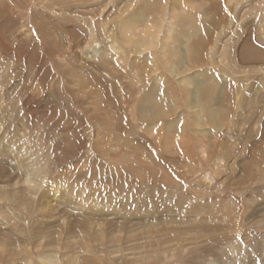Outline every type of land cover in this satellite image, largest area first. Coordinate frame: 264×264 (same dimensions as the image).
Returning <instances> with one entry per match:
<instances>
[{"label": "rangeland", "instance_id": "rangeland-1", "mask_svg": "<svg viewBox=\"0 0 264 264\" xmlns=\"http://www.w3.org/2000/svg\"><path fill=\"white\" fill-rule=\"evenodd\" d=\"M148 1L177 56L120 42L140 0H0V264H264V0Z\"/></svg>", "mask_w": 264, "mask_h": 264}, {"label": "bare ground", "instance_id": "bare-ground-1", "mask_svg": "<svg viewBox=\"0 0 264 264\" xmlns=\"http://www.w3.org/2000/svg\"><path fill=\"white\" fill-rule=\"evenodd\" d=\"M50 1V0H49ZM134 2V1H133ZM131 2V3H133ZM194 2L201 4V2H198V0H194ZM130 3V4H131ZM161 3V2H160ZM177 2H172V6L169 8V11H167L164 15V22L162 24L157 23V28H155L156 23L151 20V15H148V12H151V5L152 2L148 0H140V4H135L138 5L137 9L131 12L130 14L127 15L124 19H122L120 23V32H121V43L124 44L125 46H129L134 49L138 54L143 52L144 46H154L157 45V38H161L159 41H161V54L164 59H168V57H174L177 56V51L174 50L171 45H172V35L176 31L177 27L182 26L183 24H186L189 19L187 17L188 14H182L181 9L177 6ZM127 5V6H130ZM181 4V3H180ZM155 5V3H154ZM153 6V5H152ZM166 6V5H165ZM168 6V5H167ZM132 7V6H131ZM154 8V7H153ZM195 9V7H194ZM157 10V9H156ZM193 12V6L192 9L190 10ZM145 14H147L145 16ZM160 18V17H159ZM162 18V17H161ZM147 19H149L147 21ZM163 19V18H162ZM69 21V20H68ZM71 22V21H70ZM165 28V32L160 31L159 29ZM71 34V33H70ZM120 37V36H119ZM186 38V37H185ZM105 39V38H104ZM89 45L87 48L89 49L88 54L91 55V59L97 60L99 58H103L107 55L105 48H106V41H105V46L104 48H99V45H97L96 41L98 40L97 32H92L89 38ZM184 42V49L182 50L184 52V58H182V62L184 66H186L187 70H190L189 68L192 66L193 68H199L203 66V63L200 61V53L199 52V46L203 45L201 41H196V42H190V38L187 37ZM112 42H110L111 44ZM109 44V43H108ZM248 46V45H247ZM95 47V48H93ZM250 47V45H249ZM112 52L113 55L118 56V50L123 53V50L121 48V45L118 41H115L112 44ZM154 48V47H153ZM246 48V47H245ZM87 49V50H88ZM118 49V50H117ZM252 52V51H251ZM84 53V52H83ZM179 53V52H178ZM248 53V51H247ZM181 54V53H180ZM202 55V53H201ZM121 57L122 54H121ZM177 58V57H176ZM157 59V64L159 63L158 58ZM172 60V59H171ZM170 60V61H171ZM146 61V60H144ZM169 61V64L172 62ZM173 66H175L176 59L174 58L173 60ZM178 63V61H177ZM152 65L153 71L155 72V67L156 65ZM172 65V64H171ZM183 66V67H184ZM180 71V70H179ZM176 73V72H175ZM178 73V72H177ZM176 73V74H177ZM179 74V73H178ZM162 79V77H161ZM190 78H182L179 82V86L181 87V90L185 91L186 87L190 83ZM204 88V87H202ZM183 91V92H184ZM202 91V90H201ZM209 92H212L210 89H206L204 92V95H208ZM214 93V92H213ZM203 94V93H202ZM203 97V96H202ZM207 97V96H206ZM204 97V98H206ZM198 98V97H197ZM208 98V97H207ZM199 99V98H198ZM203 99V98H202ZM200 101V100H199ZM198 101V102H199ZM208 101V99H206ZM201 102V101H200ZM202 104V103H201ZM200 104V105H201ZM208 104V103H207ZM214 105V104H213ZM203 106V104H202ZM209 106V105H208ZM206 107V106H204ZM208 108V107H207ZM198 109V108H197ZM213 109V108H212ZM211 109V112H212ZM199 110V109H198ZM205 112V111H204ZM201 113V112H200ZM200 113L198 115V121L200 120ZM210 113V111H209ZM216 113V112H215ZM211 115V114H209ZM202 116V115H201ZM158 117V116H157ZM211 117V116H210ZM205 118V117H204ZM214 118H216L214 116ZM196 119V118H195ZM220 120V119H219ZM196 121V122H198ZM203 121V120H202ZM208 121V120H207ZM205 122V120H204ZM209 122V121H208ZM197 125V124H196ZM200 126V125H199ZM197 139V138H196ZM198 140V139H197ZM200 145L199 149L202 155V158L208 157V145L206 146V143L203 140H199ZM181 144V143H180ZM203 159V160H204ZM26 184H31L30 179L28 178L26 181Z\"/></svg>", "mask_w": 264, "mask_h": 264}]
</instances>
